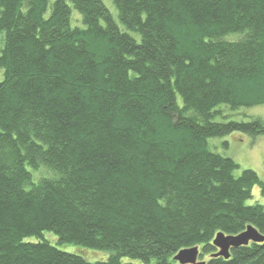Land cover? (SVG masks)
Here are the masks:
<instances>
[{"label":"trees","instance_id":"16d2710c","mask_svg":"<svg viewBox=\"0 0 264 264\" xmlns=\"http://www.w3.org/2000/svg\"><path fill=\"white\" fill-rule=\"evenodd\" d=\"M112 1L118 23L102 0H0V264H179L192 247L264 264V240L211 256L219 232L264 239L247 203L264 182L209 146L264 136L230 115L264 103V0Z\"/></svg>","mask_w":264,"mask_h":264},{"label":"rangeland","instance_id":"374dc122","mask_svg":"<svg viewBox=\"0 0 264 264\" xmlns=\"http://www.w3.org/2000/svg\"><path fill=\"white\" fill-rule=\"evenodd\" d=\"M108 11L110 12L113 19L118 23L117 10L112 0H102ZM75 18V17H74ZM3 32H0V48L3 45ZM2 73L0 71V79ZM224 113L229 112L226 108L223 110ZM233 115V119L248 121L250 119L259 118L264 122V103L251 106L243 107L230 114ZM209 146L214 152L230 157L234 160L239 169L236 174H239L243 169L253 170L258 174L260 179L264 182V136L259 135L251 137L248 134L233 132L223 137H215L209 140ZM258 202L264 206V188L260 186H254L252 190V199L247 201L248 204ZM45 239L51 244H56V238L51 234H45ZM60 249L68 251H74L82 254L88 261L94 262L98 260H104L109 252L100 250H91L77 248L73 246H62L58 245ZM206 255V256H205ZM208 259L207 254H203L199 261H206ZM126 261L129 259H125ZM132 264H142L135 260H130Z\"/></svg>","mask_w":264,"mask_h":264},{"label":"water","instance_id":"95a60500","mask_svg":"<svg viewBox=\"0 0 264 264\" xmlns=\"http://www.w3.org/2000/svg\"><path fill=\"white\" fill-rule=\"evenodd\" d=\"M263 238L259 236V234L248 227L244 232L237 235H225L222 232L217 233L213 240L212 245L215 247H220L221 251L217 254H214L215 257L221 256L224 259H228L230 257V247H238L240 245H247L250 241L252 242H260ZM198 248L192 247L179 251L174 257L173 260L178 262L179 264H205L203 261H198Z\"/></svg>","mask_w":264,"mask_h":264},{"label":"bare ground","instance_id":"6f19581e","mask_svg":"<svg viewBox=\"0 0 264 264\" xmlns=\"http://www.w3.org/2000/svg\"><path fill=\"white\" fill-rule=\"evenodd\" d=\"M247 228H248V227H247ZM251 228H252V227H251ZM252 229H254V228H252ZM254 230H255V229H254ZM255 231H256V230H255ZM243 232H244V231H243ZM256 232H257V231H256ZM241 233H242V232H241ZM257 233H258V232H257ZM239 234H240V233H239ZM259 236H260V235H259ZM260 237H261V236H260ZM262 238H263V237H262ZM263 240H264V239H263ZM263 240H262V241H263ZM262 241H260V242H262ZM255 243H258V242H255ZM248 244H249V243H248ZM248 244H247V245H248ZM240 246H246V245H240ZM240 246H238V247H240ZM233 248H237V247H230L229 252H230L231 249H233ZM215 250H216V251L213 252V253L211 254L212 257H215L214 254L219 253V252L221 251V248H220V247H215ZM203 262H204V261H203Z\"/></svg>","mask_w":264,"mask_h":264},{"label":"flooded vegetation","instance_id":"af4514ba","mask_svg":"<svg viewBox=\"0 0 264 264\" xmlns=\"http://www.w3.org/2000/svg\"><path fill=\"white\" fill-rule=\"evenodd\" d=\"M200 257H201V255H199V256H198V258H197V261H199V260H200Z\"/></svg>","mask_w":264,"mask_h":264},{"label":"clouds","instance_id":"9594fccd","mask_svg":"<svg viewBox=\"0 0 264 264\" xmlns=\"http://www.w3.org/2000/svg\"><path fill=\"white\" fill-rule=\"evenodd\" d=\"M198 262V261H197Z\"/></svg>","mask_w":264,"mask_h":264}]
</instances>
